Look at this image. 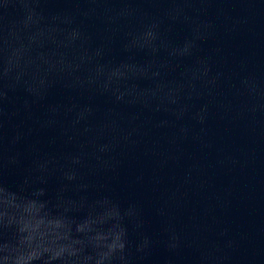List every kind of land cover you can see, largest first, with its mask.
Instances as JSON below:
<instances>
[{"label": "water", "instance_id": "95a60500", "mask_svg": "<svg viewBox=\"0 0 264 264\" xmlns=\"http://www.w3.org/2000/svg\"><path fill=\"white\" fill-rule=\"evenodd\" d=\"M0 264H264V0H0Z\"/></svg>", "mask_w": 264, "mask_h": 264}]
</instances>
